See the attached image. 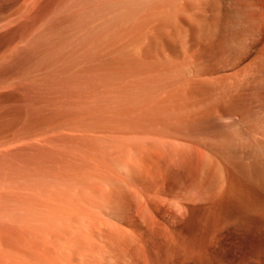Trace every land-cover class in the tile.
Returning a JSON list of instances; mask_svg holds the SVG:
<instances>
[{
	"label": "rangeland",
	"instance_id": "rangeland-1",
	"mask_svg": "<svg viewBox=\"0 0 264 264\" xmlns=\"http://www.w3.org/2000/svg\"><path fill=\"white\" fill-rule=\"evenodd\" d=\"M139 1L140 0H39L40 3L38 2L39 4L36 5L37 7H34V11L31 10L32 19L28 21L27 24L29 26L27 25L28 27L25 28L26 30H23V33L20 31L22 30V26L19 27L21 21L17 26L16 24H13L14 26L10 27V29H13L14 32H16L17 30L20 32H16V36L18 34V37L20 35L26 36V38L29 39L30 42L33 40L36 45L40 39L41 44L39 43L40 47L38 46V51L35 55L36 57L34 58L35 61L33 60L35 64L32 60V62H29L30 60L27 61L28 63H26L28 65L24 66L25 71L23 70V75L19 78L17 77L18 79H13L18 80L16 84L20 83L19 87L22 85V89L18 88L20 92L17 94V89L16 92H14L15 97H13L12 99L6 98V102L4 101V99H0L4 102L2 104L0 103L1 111L11 110L10 113H12V110H16L14 113H12V115L14 114L13 116L9 113L11 117L7 116L5 117V120L6 118L8 119V117L9 120L14 117L11 120L15 119V125L17 124L15 126L13 123L14 121H10V123L9 120H6V124L9 122L11 125H6L7 132H4L5 135L3 134L0 137V143L2 142L4 146L0 149V153H2V155H0V244H3L0 245V264H17V262H19L18 264H91L90 262L98 263V261V264H115V262L113 261L114 259H111L113 258L112 255L115 254V251H117L118 253V250L121 254L123 250L128 247L129 241H131L129 240V238H133H131L130 234H122L121 236L123 238L121 239V236L118 237L120 233L118 234L115 230L116 228L120 227L125 231H129L127 227H130V225H128L130 224V221L134 222L135 219L138 220L140 216L146 215L148 213L147 211H150V209L146 205V200L143 199L148 200V196H153L154 198V192L156 191L154 190L156 188V186L154 185L157 184L160 188L163 185L166 187L164 189L166 195H155L157 198L153 199L154 203L156 202L158 204L157 205L155 203V205L158 206L160 210L162 208L161 211L167 213H177L178 211H181L183 212V214L187 215L188 208L196 209L200 206V204L198 203L195 204V202H191L192 200L189 201V198H191V196L194 197L196 195L197 198L204 195L208 196L209 193L212 194L218 189V185H223V182L225 185L227 183V180L233 179L235 180L234 182H237L239 178H242V172H244L242 169V172L239 174L238 172H240L241 170L239 171L237 170V168L241 169L242 165L243 168L247 165L246 167H249V169L251 171L253 170V172L258 171V169L262 170L261 167H264V0H199L200 2L198 0H158V2L157 0H151V2L149 0H141V3ZM170 1H174V4H178L176 5L177 7L174 6L177 11L176 9H174V7H172L173 4ZM6 2L8 1L4 0L3 3V1L0 0V5H4V7H0V26H2L7 21L5 17H8L12 15L13 12H15L12 9L14 5H11V3L13 4V2ZM143 2L144 4H142ZM203 3L205 5H203ZM164 5L166 6L164 7ZM138 6L141 7L138 8ZM162 8H164L165 10ZM171 8L173 9V11ZM2 9L4 10L1 12ZM170 10L172 14H177V16L172 15L177 18V20H175L174 17L172 18L175 20H172V24L176 22L175 25L173 24L174 27L173 25L170 26L173 32L169 31L171 29L166 25L165 26L167 28L165 26L161 28V21H156L155 24V21H152L151 17L149 18V16H154L158 13H168V11ZM5 11L8 13H6ZM178 11H182L180 12L181 15ZM202 11L205 12V16L204 12ZM147 12L149 15L147 14ZM153 12L157 13L152 14ZM179 15L183 17H178ZM186 17H189V19ZM259 19H262V21H260ZM197 21L200 24H198ZM15 26L17 29L15 28ZM179 27L182 28V31ZM245 27L246 30L243 29ZM247 29L248 32L246 34L245 31H247ZM163 30L166 31V33L163 32ZM36 32H38L39 34ZM222 33H225V35H231L229 38L226 37L225 39L221 40L220 38H223ZM37 34L38 36H40V38L37 37ZM187 35H189V37ZM216 35L218 36V38L216 37ZM243 35L245 37H241ZM214 36L215 38H217L216 40ZM49 38L51 40H49ZM112 38L115 40L113 43ZM212 39L216 42H210V40ZM224 40H226L225 43L223 42ZM33 41L31 43H33ZM186 41H188L187 44ZM227 41V46H223ZM17 42L20 43L21 41ZM215 43H218L222 47L219 46V48ZM116 47L119 48L117 49ZM212 47H214L213 50ZM185 48L187 49L185 50ZM87 50L89 51L87 52ZM209 50L210 52H208ZM110 52H112V55L110 54ZM144 53L145 56L143 55ZM96 54L98 55L96 56ZM96 58H98V60ZM187 58L188 60H191L192 63H190ZM256 58H258L257 61L255 60ZM54 59L55 61L53 63ZM87 59L90 60L88 61ZM102 59H104L105 62ZM38 60L39 62H37ZM254 60L256 62H253ZM169 61L172 62L170 63ZM87 62L90 63L88 64ZM29 63H33L34 65L32 64L31 67ZM146 63L149 67H147ZM182 63L190 66H185L183 68ZM93 64H98V66H101V69H99L101 71L106 70V73L102 72L105 73L103 76L104 78L102 77V74H100L101 76H98L100 72L99 70L98 73L93 72L95 73V75L91 74L92 71L89 69H91L90 66H92ZM36 65L37 67H35ZM41 65H43V67ZM167 65L170 67H168ZM29 66L31 68H29ZM160 66H162V68L168 67L166 69L167 75H160ZM94 67L92 66L93 69ZM180 67L182 69H188H186L185 72V70L183 71ZM98 68L96 67L94 71ZM109 68H112V70L113 68H117L115 70V74H117L112 75L114 74V72L112 73V70H110ZM153 69L158 71L156 73L152 72ZM41 70H43V72H41ZM88 70L90 72H88ZM130 70L133 72H130ZM49 71L52 73H50ZM66 71L71 72L70 74L75 71V73H73L72 75V79L77 78V76L78 78H80V76H83V78L85 79L86 77L84 76V72L86 75L87 73H90V75L88 76L89 78L93 76L91 78L95 79L96 76L98 79L101 78V80L103 78V82L105 81L104 79H106L105 82L110 83V85L104 84L103 87L109 85L111 86V88H103L102 90L104 91L101 90L102 87L100 88L101 91L98 89L97 93L100 99L98 100L97 104H94V102L92 103V101L96 100L93 98L89 100L87 91L82 92L81 90V93L84 94L80 95V93H78L80 92V90H78L77 88L75 89V87H72L70 85H66L67 80H65V78L67 77L66 79H68L69 76L67 75H70ZM76 72H79V75H77ZM140 73L142 75H140ZM173 73H177V76H173ZM156 74H159L158 77ZM108 75L110 76V78ZM129 75H132V78H128ZM1 76L3 75H0V77ZM43 76L45 77L43 78ZM112 76L117 78L112 81ZM160 76H167L166 79L171 78V81H169L170 79L166 81L162 80L163 77ZM184 76L187 77L184 78ZM88 77L86 78V80L89 79ZM40 78H42V80ZM118 78L121 79L118 80ZM0 79L3 78L1 77ZM13 80H11V83H13L14 85L17 80L15 82ZM192 80H194V83L192 82ZM7 81H9L8 78L0 80V84H4V86L7 88L10 86L9 82ZM114 81L116 84L113 83ZM55 82L59 84V86ZM117 83L119 84L117 85ZM161 83L163 84L161 85ZM111 84H114L115 86H112ZM51 86L56 87V89ZM68 87H72L74 89H71L73 90V93L71 92L70 94V92H67ZM160 88H162V90ZM183 89L186 90L184 91ZM59 90L61 93L67 92V94L65 93V95H63L62 97ZM158 90L161 91L159 92ZM188 92L189 94H187ZM12 93V91L7 92V94ZM50 93L52 94L50 95ZM181 93L183 95H180ZM16 94L19 95V97ZM178 94L180 95V97L178 96ZM82 95L84 96V98ZM66 96H68L71 101L73 99L74 101L75 99L77 100L75 102L73 101L75 104L69 103L71 104V106L73 105V108L70 105V109L65 107L68 106L67 104H65L66 102H63L67 98ZM115 96H117V98L112 99ZM119 96L122 99H119ZM64 97L65 99H62ZM184 97L186 100L183 99ZM68 98L67 100H69ZM8 99H11L13 102ZM17 99L20 100V103ZM60 99L63 100L62 102L65 105L59 104ZM175 100L176 102H174ZM85 101L91 102L88 105L83 106ZM103 101H105L106 103ZM99 103H102L103 105L101 104L102 106H100ZM165 103L166 105H164ZM6 104L10 105L8 107L12 108H4V105ZM90 104L94 105L95 107L92 105L90 106ZM115 104H117V106ZM21 105L22 108H25L24 110L21 108ZM2 106L4 109L2 108ZM43 106H45L44 108L46 110H44V112L42 113V110L44 109ZM136 107L140 108L138 109ZM198 107L200 110H198ZM142 110L143 112H141ZM1 111L0 113H2ZM61 111H63V114ZM5 112L3 113L5 114ZM16 112H18L17 114L19 119L16 118ZM3 113L2 115H0V117L4 115ZM86 115L87 119H85ZM59 117L63 119H57ZM34 118L37 119L34 120ZM204 120H208V122ZM162 122L167 125H164ZM186 122H188V125L186 124ZM181 123L183 125L186 124L187 126H182ZM189 123H193L195 125L193 126L192 124L191 126ZM49 124H53V126L50 127ZM59 126L62 128H60ZM3 127H5V125H3ZM189 127L192 129H190ZM42 128H46V130ZM184 130L186 132H184ZM29 131H32V133ZM46 132L50 133L47 134ZM82 133L83 135H85H82L83 137L81 138L80 135ZM173 133L176 135H174ZM29 134L31 136H29ZM163 134L166 137H164ZM76 135L77 137H74ZM146 136L148 138H146ZM47 138L49 142L45 140ZM9 139H11L12 141H10ZM13 139L16 141L18 140V143L16 141H13ZM27 139L32 140V142L30 141V144L34 142L32 147H29L32 144L29 145ZM40 140H42L43 142H40ZM157 142L159 145L157 144ZM172 142H175L176 144ZM24 143L26 144L22 147L21 145H24ZM170 144L172 146H170ZM17 145H19L18 149H16ZM42 145H45L46 147H42ZM168 145L170 146V148ZM11 148H13L14 150ZM156 150H158V152ZM8 151L12 153L10 154V152ZM174 151L175 153L173 154ZM160 152L162 153V156L160 155ZM201 152L203 155L201 154ZM25 153L28 156H26ZM126 153L128 154L129 158L125 157ZM121 154L125 155L122 156ZM199 154H201L202 156L199 157ZM194 155L196 156V158L193 157ZM25 156L27 159L24 158ZM4 158L6 159V161L4 160ZM193 159H197V162ZM2 162L6 163L4 164ZM142 165L148 168L149 171H147L148 169L145 170V167H143L142 170V168H140L142 167ZM192 165L194 166L192 167ZM134 167H137V169H135ZM204 167H207V170H205L206 172H204ZM252 167L255 168L252 169ZM157 168H159L158 171ZM138 169H141L142 171H139L140 173H138ZM195 169L198 171H196ZM213 169L214 171H217V177L215 176V173H212ZM247 169L244 168V170L246 171ZM156 171L158 172V174ZM249 171H247L246 173L248 174ZM172 174H183V176L185 175L187 177V179L185 180L188 181L187 184L185 185L186 182L183 180L184 178H186L185 176L182 178V180L184 181L182 182V184L179 183L181 181H175L177 178L175 179L174 175L172 176ZM149 175L150 177H154L150 179ZM159 175L160 177L164 175V180L162 178H158ZM219 175H221V177ZM178 177L180 178V176ZM135 178L137 179L134 180ZM200 178L201 180H198ZM219 179H221L220 182L218 181ZM138 180L139 184H136L138 183ZM157 180H159V182H157ZM166 180L169 181L170 185L172 183L173 185H175L176 183L179 184H177V186L175 185L174 191H170V185L167 184L168 186H166ZM207 181L209 182V184ZM133 182H136L135 185ZM142 185H144L145 187ZM120 186L122 188L126 187L124 191L123 189H120ZM134 189L136 190L134 191ZM167 189L169 192H166ZM117 190L120 191V195L116 193ZM129 190L130 192L128 193ZM13 191H17V193H14ZM176 191L178 192L176 193ZM143 193H145V195L147 194L148 196L146 197L145 195H143ZM199 193L201 194L199 195ZM115 196L117 197L116 199ZM137 196H139L140 198L143 197V199H139V197ZM109 197L111 198L109 199ZM135 197L137 198L136 200L138 202L135 200ZM250 197L253 199L254 196H248L250 200L249 204L252 203V206L249 205L250 209L248 210H250L249 212L251 213V216H253V220L257 219L259 216H264V208H262L264 205L260 206L264 203V201L254 197L255 200H258H256L255 202V200H251ZM96 199L99 200V203ZM101 199H103V202H101ZM158 201H160V203ZM253 202L255 206L253 205ZM119 203L121 204V206L123 204V207H127V209H129L131 206V211L130 209L129 211L127 209V211L123 210L124 208L121 209ZM257 203L259 205H256ZM129 204L132 205L128 206ZM141 205L142 207H140ZM180 205H183V207H181ZM15 207L16 210L14 209ZM143 207L145 208L143 209ZM137 208L138 210H136ZM101 209L104 211L102 212ZM139 209H141L142 211ZM258 210H260L261 212L263 211V213L261 214V212ZM136 211L138 213L140 211L141 215H139L140 213L138 214ZM131 212H133L134 214ZM253 212L255 214H253ZM96 219L99 222H97ZM109 221L111 222V225L109 224ZM96 222L99 224L97 225ZM126 222L128 223L126 224ZM100 223L102 227L105 223H107L106 225L108 226L103 227L106 232H104ZM253 223L255 222H252V224ZM8 224H10V228H8ZM113 224L114 226H112ZM6 227L8 229H6ZM14 227L17 228V231L23 230V232L20 231L22 236L19 232H16V229ZM89 228L91 231L88 230ZM93 228L99 229L96 230L98 234H96ZM9 231L11 234L9 233ZM99 233L101 234L99 235ZM108 233L114 234H112L110 238L115 236V239L112 238L115 243L108 238V236H110V234ZM94 234L98 235V237ZM10 235H12L13 237ZM86 235L89 237H87ZM99 236H101L103 240L99 238ZM116 237L120 238L121 241L123 240L122 243H119V246H121L119 249H117L119 247L118 241H121L116 240ZM87 238H89V240ZM91 238H93V240ZM100 239L104 243L101 242ZM13 241L15 242L13 243ZM94 241L97 245L94 244ZM84 242L85 245L89 243L90 246L86 245V247L84 245ZM105 243H108V246ZM75 245L77 247L79 245L80 250H78ZM100 245H102L103 247L106 245V249H104L102 246L100 247ZM90 247L91 249H88ZM94 247L95 249H92ZM87 249L89 250V252ZM96 249H99L98 252ZM232 249L234 250L233 247ZM90 250H95L97 253L92 254ZM100 251L102 252V254L100 253ZM88 253L94 255L95 257H92ZM107 253L109 254V256H111L106 257ZM233 255V261L236 260L233 264H239L238 260L240 255L235 251L233 252ZM44 256H46V258ZM96 257H98V259H101L98 260ZM103 257H106V260ZM93 258L94 260H92ZM73 259L74 261H72ZM246 263L255 264L252 261H247Z\"/></svg>",
	"mask_w": 264,
	"mask_h": 264
},
{
	"label": "bare ground",
	"instance_id": "bare-ground-1",
	"mask_svg": "<svg viewBox=\"0 0 264 264\" xmlns=\"http://www.w3.org/2000/svg\"><path fill=\"white\" fill-rule=\"evenodd\" d=\"M3 1V3H4V0H2ZM5 1H8V2H13V4L11 3V5L13 6L12 7V9L15 11V12H13V14L12 15H10V16H8V17H5L6 18V24L4 23L2 26H0V75H3V76H1L3 79H0V80H4L5 78L7 79H9V81H7V82H9V87H5L4 86V84H0V99H4V101L6 100V98H13V97H15V94H14V92H16V90L18 89V88H21L22 87V85L19 87V85H20V83L19 84H16L17 82H18V78L20 77V76H22L23 75V73H24V66H26V65H28L27 63V61H29V62H32L33 60H34V58L36 57L35 55L37 54V51H38V46L40 47V44H41V41H40V39H39V41L37 42V45L34 43V41H33V43H31L30 42V40L29 39H27L26 38V36H23V35H20L19 37H18V35L16 36V32L18 33L19 31L17 30L16 31V26L18 25V23L20 22V26L19 27H21L22 26V30H20L22 33H23V30H26L25 28L26 27H28L29 25L27 24L28 23V21H30L31 19H32V12H31V10H33L34 9V7L37 5V4H39L40 2H39V0H5ZM141 1V0H140ZM139 1V2H140ZM150 2H151V0H149ZM174 1H176V0H174ZM173 1V2H174ZM178 1H180V0H178ZM183 1V0H182ZM199 1V0H198ZM201 1V0H200ZM199 1V2H200ZM8 2H6V3H8ZM39 2V3H38ZM42 2V1H41ZM148 2V1H147ZM146 2V3H147ZM157 2H158V0H157ZM171 2V1H170ZM173 2H171L172 4H173V6L172 7H174V6H176V5H178V4H174ZM191 2V1H190ZM198 2V3H199ZM5 3V4H6ZM141 3V2H140ZM140 3H139V5H140ZM145 3V4H146ZM154 3V2H153ZM165 3V2H164ZM168 3V2H167ZM170 3V4H171ZM186 3V2H185ZM142 4H144V2L142 3ZM2 5V4H1ZM0 5V7H4V5L3 6H1ZM9 5V4H8ZM11 5H10V7H11ZM196 5V4H195ZM203 5H205L204 3H203ZM161 6V5H160ZM166 5H164V7H165ZM171 6V5H170ZM169 6V7H170ZM184 6V5H183ZM197 6H198V4H197ZM37 7V6H36ZM35 7V8H36ZM139 7H141V6H138V8ZM163 7V6H162ZM177 7V6H176ZM188 7V6H187ZM200 7V6H199ZM9 8V7H8ZM160 8V7H159ZM202 8V7H201ZM205 8V7H204ZM162 9H164V8H162ZM167 9H168V7H167ZM166 9V10H167ZM172 9V8H171ZM174 9H176L175 7H174ZM179 9V8H178ZM193 9V8H192ZM206 9V8H205ZM204 9V10H205ZM4 9H2L1 10V12L3 11ZM9 10H11V9H9ZM9 10H7V11H9ZM152 10H154V9H152ZM159 10V9H158ZM157 10V11H158ZM165 10V9H164ZM181 10V9H180ZM191 10V9H190ZM202 10V9H201ZM23 11V12H22ZM34 11V10H33ZM172 11H173V9H172ZM176 11H177V9H176ZM185 11H187V10H185ZM206 11V10H205ZM6 12V11H5ZM152 12V11H151ZM165 12V11H164ZM179 12V11H178ZM180 12H182V11H180ZM179 12V13H180ZM189 12V11H188ZM191 12V11H190ZM202 12H204V11H202ZM4 13V12H3ZM6 13H8V12H6ZM155 13H157V12H153L152 14H155ZM184 13V12H183ZM182 13V14H183ZM5 14V13H4ZM85 14V13H84ZM101 14V13H100ZM147 14H148V12H147ZM147 14H145V15H147ZM151 14V15H152ZM195 14V13H194ZM19 15V16H18ZM89 15V14H88ZM149 15V14H148ZM172 15H176L177 16V14H172V12H171V10L170 11H168V13H165V14H163V13H158V14H155L154 16H149V18L151 17V20L152 21H155V24H156V21H161V23H162V26H161V28H163L165 25L166 26H168V28H170V26H172L173 24L175 25L176 24V22L175 23H173L172 24V20H174V19H172L173 17L175 18V16H172ZM180 15H181V13H180ZM178 16V17H183V16ZM107 16V15H106ZM186 16V15H185ZM184 16V17H185ZM204 16H205V12H204ZM12 17V18H11ZM85 17V16H84ZM103 17V16H102ZM105 17V16H104ZM147 17V16H146ZM192 17H194V16H192ZM200 17H201V15H200ZM101 18V17H100ZM148 18V17H147ZM186 18H188L189 19V17H186ZM82 19V18H81ZM205 19V18H204ZM3 20H5V19H3ZM175 20H177V18H175ZM174 20V21H175ZM191 20V19H190ZM254 20V19H253ZM260 20V19H259ZM144 21V20H143ZM150 21V20H149ZM179 21V20H178ZM204 21V20H203ZM220 21V20H219ZM219 21H217V22H219ZM260 21H262V19L260 20ZM47 22V21H46ZM142 22V21H141ZM249 22V21H248ZM253 22V21H252ZM257 22V21H256ZM81 23V22H80ZM89 23H91V22H89ZM100 23V22H99ZM135 23V22H134ZM138 23V22H137ZM158 23H160V22H158ZM197 23H198V21H197ZM258 23V22H257ZM259 23H261V22H259ZM13 24H16V26H15V31L16 32H14L13 31V29H10V27L11 26H14ZM93 24V23H92ZM198 24H200V23H198ZM202 24V23H201ZM213 24V23H212ZM253 24V23H252ZM28 25V26H27ZM154 25V24H153ZM174 25H173V27H174ZM179 25V24H178ZM183 25V24H182ZM218 25H219V23H218ZM258 25V24H257ZM165 26V27H166ZM195 26V25H194ZM201 26V25H200ZM205 26V25H204ZM215 26H217V25H215ZM19 27H18V29H19ZM24 27V28H23ZM117 27V26H116ZM176 27V26H175ZM181 27V26H180ZM179 27V28H180ZM244 27V26H243ZM259 27V26H258ZM37 28V27H36ZM154 28V27H153ZM167 28V27H166ZM184 28V27H183ZM198 28V27H197ZM211 28V27H210ZM252 28V27H251ZM255 28V27H254ZM30 29V28H29ZM90 29V28H89ZM129 29V28H128ZM171 29V28H170ZM181 29V31H182V28H180ZM243 29H245L246 30V27L245 28H243ZM261 29V28H260ZM120 30H122V29H120ZM201 30V29H200ZM242 30V29H241ZM244 30V31H245ZM252 30V29H251ZM82 31V30H81ZM80 31V32H81ZM93 31V30H92ZM99 31V30H98ZM160 31H162V30H160ZM169 31H172L173 32V30L171 29V30H169ZM177 31V30H176ZM180 31V32H181ZM224 31V30H223ZM243 31V32H244ZM258 31H259V29H258ZM94 32V31H93ZM163 32H165L166 33V31H164L163 30ZM189 32V31H188ZM226 32V31H225ZM246 32V34H247V32H248V29H247V31H245ZM245 32H244V34H245ZM20 33V32H19ZM26 33V32H25ZM36 33H38V32H36ZM36 33H35V35H36ZM151 33V32H150ZM161 33V32H160ZM210 33V32H209ZM39 34V33H38ZM38 34H37V37H39L40 38V36H38ZM186 34V33H185ZM199 34V33H198ZM223 34V33H222ZM221 34V35H222ZM245 34V35H246ZM29 35V34H28ZM35 35H34V37H35ZM145 35V34H144ZM149 35V34H148ZM151 35V34H150ZM159 35V34H158ZM164 35V34H163ZM180 35V34H179ZM209 35V34H208ZM224 35H225V33L223 34V38H220L221 40H223V39H225L226 37H230V35L231 34H228V35H225V37H224ZM53 36V35H52ZM169 36H171V35H169ZM188 37H189V35H187ZM28 37V36H27ZM80 37V36H79ZM187 37V38H188ZM200 37V36H199ZM216 37L218 38V36L216 35ZM241 37H245L244 35L243 36H241ZM154 38H156V37H154ZM178 38H180V37H178ZM190 38H191V36H190ZM214 38H215V36H214ZM217 38H215V40L217 39ZM251 38V37H250ZM38 39V38H37ZM53 39H54V37H53ZM109 39V38H108ZM119 39V38H118ZM170 39V38H169ZM184 39V38H183ZM219 39V40H220ZM231 39V38H230ZM49 40H51L50 38H49ZM91 40V39H90ZM111 40V39H110ZM109 40V41H110ZM112 43L115 41L113 38H112ZM121 40V39H120ZM213 40V39H212ZM210 40V42H214L215 40ZM17 41H21L20 43H18ZM48 41V40H47ZM155 41V40H154ZM185 41V40H184ZM184 41H182V42H184ZM190 41V40H189ZM225 41L226 40H224L223 42L225 43ZM59 42V41H58ZM93 42V41H92ZM187 42L188 41H186V44H187ZM216 42V41H215ZM220 42V41H219ZM222 42V41H221ZM222 42V43H223ZM40 43V44H39ZM50 43H51V41H50ZM65 43V42H64ZM82 43V42H81ZM112 43H111V45H112ZM140 43V42H139ZM143 43V42H142ZM227 43H228V41L226 42V44L225 45H223V46H227ZM39 44V45H38ZM80 44V43H79ZM78 44V45H79ZM109 44H110V42H109ZM108 44V45H109ZM189 44V43H188ZM216 44V46H220L218 43H215ZM218 44V45H217ZM77 45V46H78ZM85 45V44H84ZM123 45H126V44H123ZM222 45V44H221ZM86 46V45H85ZM106 46H107V43H106ZM212 46V45H211ZM99 47H101V46H99ZM110 47V46H109ZM120 47V46H119ZM118 47V48H119ZM122 47V46H121ZM153 47V46H152ZM186 47V46H185ZM220 47H222V46H220ZM219 47V48H220ZM82 48V47H81ZM86 48V47H85ZM117 48V47H116ZM115 48V49H116ZM117 48V49H118ZM188 48V47H187ZM187 48H185V50L187 49ZM213 48L214 47H212V50H213ZM216 48V47H215ZM224 48V47H223ZM42 49V48H41ZM40 49V50H41ZM104 49V48H103ZM109 49V48H108ZM116 49V50H117ZM148 49V48H147ZM183 49V48H182ZM217 49V48H216ZM86 50V49H85ZM99 50V49H98ZM189 50V49H188ZM211 50V49H210ZM210 50L208 51V52H210ZM57 51V50H56ZM56 51H55V53H56ZM79 51V50H78ZM84 51V50H83ZM89 50H87V52H88ZM105 51V50H104ZM115 51V50H114ZM120 51V50H119ZM136 51V50H135ZM143 51V50H142ZM145 51V50H144ZM155 51V50H154ZM54 52V51H53ZM100 52V51H99ZM183 52V51H182ZM212 52V51H211ZM82 53V52H81ZM132 53V52H131ZM134 53V52H133ZM151 53V52H150ZM187 53V52H186ZM99 54V53H98ZM98 54H96V56L98 55ZM106 54V53H105ZM110 54L112 55V52H110ZM135 54V53H134ZM137 54V53H136ZM76 55V54H75ZM88 55V54H87ZM144 56H145V53L143 54ZM152 55V54H151ZM186 55V54H185ZM41 56V55H40ZM89 56V55H88ZM101 56V55H100ZM102 56H104V55H102ZM138 56V55H137ZM45 57V56H44ZM93 57V56H92ZM140 57V56H139ZM138 57V58H139ZM150 57V56H149ZM148 57V58H149ZM154 57V56H153ZM152 57V58H153ZM173 57V56H172ZM38 58V57H37ZM40 58V57H39ZM52 58H54V57H52ZM58 58V57H57ZM56 58V59H57ZM76 58V57H75ZM79 58V57H78ZM85 58V57H84ZM99 58H101V57H99ZM143 58V57H142ZM151 58V57H150ZM191 58V57H190ZM80 59V58H79ZM95 59V58H94ZM97 60H98V58H96ZM144 59H146V58H144ZM257 59L258 58H256L255 60L257 61ZM32 60V61H31ZM45 60H47V59H45ZM88 60V59H87ZM90 60V59H89ZM88 60V61H89ZM92 60V59H91ZM101 60V59H100ZM102 60H104V59H102ZM107 60V59H106ZM142 60V59H141ZM156 60V59H155ZM172 60V59H171ZM187 60H188V58H187ZM253 61V62H256V61ZM35 61V60H34ZM33 61V62H34ZM54 61H55V59L53 60V63H54ZM160 61V60H159ZM178 61V60H177ZM190 63H192V61L191 60H188ZM194 61V60H193ZM27 62V63H26ZM37 62H39V60L37 61ZM78 62H80V61H78ZM104 62H105V60H104ZM170 62V61H169ZM172 62V61H171ZM170 62V63H171ZM26 63V64H25ZM51 63V62H50ZM88 63V62H87ZM90 63V62H89ZM88 63V64H89ZM96 63V62H95ZM108 63V62H107ZM158 63V62H157ZM156 63V64H157ZM169 63V64H170ZM177 63V62H176ZM33 64V63H32ZM32 64L31 63H29V65L32 67ZM34 64H35V62H34ZM33 64V65H34ZM37 64V63H36ZM47 64V63H46ZM79 64V63H78ZM99 64V63H98ZM98 64H93L92 66L94 67V69L97 67H99L98 69H96L95 71H94V69L92 68V66H90V68L91 69H89V70H91L92 72H91V74L93 75H95V73H93V72H97L98 73V70L99 69H101L100 67L101 66H98ZM102 64V63H101ZM147 64V63H146ZM183 64V63H182ZM255 64V63H254ZM38 65V64H37ZM37 65L35 66V67H37ZM100 65V64H99ZM128 65H130V64H128ZM132 65V64H131ZM171 65V64H170ZM180 65H181V63H180ZM179 65V66H180ZM29 66V68H31ZM42 67H43V65H41ZM48 66V65H47ZM89 66V65H88ZM105 66H107V65H105ZM134 66V65H133ZM142 66V65H141ZM168 66V65H167ZM174 66H175V64H174ZM178 66V67H179ZM183 66V68L185 67V66H187V65H185V64H183L182 65ZM181 66V67H182ZM190 65H188L187 67H189ZM67 67V66H66ZM128 67V66H127ZM135 67V66H134ZM138 67H140V66H138ZM143 67V66H142ZM141 67V68H142ZM147 67H149L148 66V64H147ZM161 68H159V72H160V75H167L166 73V69L168 68V67H170V66H168L167 68H165L164 66V68H162V66H160ZM177 67V66H176ZM180 67V68H181ZM26 68V67H25ZM28 68V69H29ZM76 68H77V66H76ZM87 68H89V67H87ZM144 68V67H143ZM155 68V67H154ZM173 68V67H172ZM44 69V68H43ZM93 69V70H92ZM104 69V68H103ZM110 69V68H109ZM108 69V70H109ZM117 69V68H116ZM115 68H113V70H112V68L110 69V70H112V73L114 72V74H112V75H116L115 74V70H116ZM136 69V68H135ZM171 69V68H170ZM177 69V68H176ZM182 69V68H181ZM186 69H188V68H185V69H182L183 71L185 70V72H186ZM24 70V71H23ZM68 70V69H67ZM79 70V69H78ZM88 70V72H90ZM126 70V69H125ZM124 70V71H125ZM140 70V69H139ZM175 70V69H174ZM174 70H173V72H174ZM178 70V69H177ZM31 71V70H30ZM39 71V70H38ZM52 71H54V70H52ZM100 72H99V75L98 76H101L100 74H102V77L104 76V74L106 73V70H103V71H101V70H99ZM158 70H155V69H153L152 70V72H157ZM168 71V70H167ZM245 71V70H244ZM27 72V71H26ZM41 72H43V70H41ZM47 72V71H46ZM50 72V71H49ZM67 72V71H66ZM80 72V71H79ZM78 72V73H79ZM87 72V71H86ZM102 72H105V73H102ZM130 72H133V71H131L130 70ZM151 72V71H150ZM170 72V71H169ZM177 72V71H176ZM184 72V73H185ZM50 73H52V72H50ZM68 74H70L71 72H67ZM67 73H66V75H67ZM73 73H75V71L73 72ZM73 73L72 74H70V75H67V76H69V78L68 79H66L65 78V80H67V82H66V85H70V86H72V87H75V89L77 88L78 90H80V92H78V93H80V95L81 94H84V93H81V90H82V92L83 91H87L88 93V95H89V100L90 99H95L96 101H92V103L94 102V104L96 103H98V100L100 99L99 97H98V93H97V90L99 89L100 90V88H101V90L103 89V88H105L106 89V87H110L111 88V86H109L110 85V83H106L105 81H106V79H104L105 81L103 82V78H102V80H101V78L100 79H98L96 76H95V79L94 78H91V77H93V76H91L90 78L88 77L89 75H90V73L88 74L87 73V75L85 74V72H84V76L87 78H89L88 80H86V78L84 79L83 78V76H80V78H78V76H77V78H73L72 79V75H73ZM77 73V72H76ZM77 73V75H79ZM82 73V72H81ZM143 73V72H142ZM171 73V72H170ZM181 73V72H180ZM183 73V74H184ZM188 73V72H187ZM29 74H32V73H29ZM49 74V73H48ZM109 74V73H108ZM132 74V73H131ZM172 74V73H171ZM177 74V73H176ZM175 73H173V76L174 75H176ZM36 75H38V74H36ZM42 75H43V73H42ZM97 75V74H96ZM110 75V74H109ZM108 75V76H109ZM124 75H126V74H124ZM138 75V74H137ZM140 75H142L141 73H140ZM157 75V77H158V75L159 74H156ZM169 75V74H168ZM187 75V74H186ZM40 76V75H39ZM70 76H71V78H70ZM75 76H76V74H75ZM128 76V75H127ZM132 76V75H131ZM130 75H129V77L128 78H130L131 77ZM135 76V75H134ZM177 76V75H176ZM0 77V78H1ZM18 77V78H17ZM45 76H43V78H44ZM47 77V76H46ZM113 77V76H112ZM111 77V78H112ZM126 77V76H125ZM142 77V76H141ZM153 77V76H152ZM160 77H163V76H160ZM167 77V76H166ZM166 77H163L162 78V80H169V81H171V78H169V79H166ZM185 77H187V76H184V78ZM192 77V76H191ZM14 78H17V79H15V80H13ZM27 78H28V74H27ZM26 78V79H27ZM30 78V77H29ZM109 78H110V76H109ZM115 78H117V77H113L112 78V81L115 79ZM132 78V77H131ZM155 78V77H154ZM154 78H153V80H154ZM175 78V77H174ZM41 80H42V78H40ZM119 79H121V78H118V80ZM179 79V78H178ZM177 79V80H178ZM11 80H13L14 82H15V84L13 85V83H11ZM62 80V79H61ZM136 80V79H135ZM152 80V81H153ZM174 80V79H173ZM172 80V81H173ZM6 81V80H5ZM20 81V80H19ZM64 81V80H63ZM129 81V80H128ZM127 81V82H128ZM158 81H159V79H158ZM168 81V82H169ZM181 81V80H180ZM187 81V80H186ZM186 81H185V83H186ZM194 80H192V82H193ZM65 82H64V84H65ZM109 82H110V80H109ZM130 82H131V80H130ZM148 82V81H147ZM5 83V82H4ZM45 83V82H44ZM56 83V82H55ZM54 83V84H55ZM114 84H116L115 83V81L113 82ZM121 83V82H120ZM170 83V82H169ZM175 83V82H174ZM194 83V82H193ZM31 84V83H30ZM57 84V83H56ZM63 84V83H62ZM104 84H109V85H107L106 87L104 86L103 87V85ZM114 84H111L112 86H115ZM119 83H117V85H118ZM132 84V83H131ZM140 84V83H139ZM159 84V83H158ZM163 83H161V85H162ZM196 84V83H195ZM37 85V84H36ZM58 86H59V84H57ZM56 85V86H57ZM154 85V84H153ZM157 85V84H156ZM170 85V84H169ZM184 85V84H183ZM31 86V85H30ZM159 86V85H158ZM173 86V85H172ZM182 86V85H181ZM186 86V85H185ZM185 86H183V87H185ZM51 87H54V86H51ZM69 88L68 87V91L67 92H70V94H71V92L74 90L73 88ZM145 87V86H144ZM151 87V86H150ZM55 89H56V87H54ZM59 88V87H58ZM58 88H57V91H58ZM67 88V87H66ZM65 88V89H66ZM113 88V87H112ZM153 88V87H152ZM163 88V87H162ZM162 88H160L161 90H162ZM167 88V87H166ZM170 88V87H169ZM168 88V89H169ZM22 89V88H21ZM25 89V88H24ZM30 89V88H29ZM61 89V88H60ZM70 89V90H69ZM71 89H73V90H71ZM119 89V88H118ZM144 89V88H143ZM176 89V88H175ZM188 89V88H187ZM2 90V91H1ZM62 90V89H61ZM100 90V91H101ZM154 90V89H153ZM160 90V91H161ZM184 90V89H183ZM186 90V89H185ZM184 90V91H185ZM8 91H12L13 93L12 94H7V92ZM18 92H17V94L20 92L19 91V89L17 90ZM35 91V90H34ZM99 91V92H100ZM102 91H104V90H102ZM109 91V90H108ZM108 91H106V92H108ZM144 91H146V90H144ZM159 91V90H158ZM159 91V92H160ZM169 91V90H168ZM167 91V92H168ZM175 91V90H174ZM37 92V91H36ZM59 92H60V90H59ZM67 92H65L66 94H67ZM176 92V91H175ZM40 93V92H39ZM49 93V92H48ZM64 93V92H63ZM63 93H61L60 92V94L62 95V97H63V95H65V93L63 94ZM73 93V92H72ZM148 93V92H147ZM157 93V92H156ZM234 93V92H233ZM16 94V95H17ZM52 93H50V95H51ZM170 94H172V93H170ZM187 94H189V92L187 93ZM24 95V94H23ZM60 95V96H61ZM73 95V94H72ZM100 95V94H99ZM108 95H109V93H108ZM147 95H149V94H147ZM146 95V96H147ZM161 95V94H160ZM180 95H183L182 93L180 94ZM180 95L178 94V96L180 97ZM192 95V94H191ZM232 95V94H231ZM18 97H19V95H17ZM70 96V95H69ZM83 96V95H82ZM87 96V95H86ZM85 96V97H86ZM101 96V95H100ZM111 96V95H110ZM131 96V95H130ZM164 96V95H163ZM170 96V95H169ZM177 96V95H176ZM177 96V97H178ZM188 96V95H187ZM59 97V96H58ZM67 98H68V96H66ZM75 97V96H74ZM106 97V96H105ZM142 97V96H141ZM175 97V96H174ZM176 97V98H177ZM192 97V96H191ZM22 98V97H21ZM56 98V97H55ZM67 98L65 99V97L64 98H62V99H65L64 101L63 100H61L60 99V102H59V104H63V102L65 103V104H67L68 106H65V107H67V108H71L72 106H71V104L72 103H74L75 101H77L76 99H75V101H74V99L71 101L70 100V98H68L69 100H67ZM83 98H84V96H83ZM101 98H103V97H101ZM115 98H117V96H115L114 98H112V99H115ZM119 99L121 98L120 96L118 97ZM137 98V97H136ZM139 98V97H138ZM145 98V97H144ZM193 98V97H192ZM229 98V97H228ZM11 99H8V100H11ZM108 99V98H107ZM122 99V98H121ZM151 99V98H150ZM165 99V98H164ZM173 99V98H172ZM184 100H186L185 99V97L183 98ZM18 100V99H17ZM56 100V99H55ZM55 100H54V103H55ZM87 100V99H86ZM110 100V99H109ZM108 100V101H109ZM146 100V99H145ZM193 100V99H192ZM12 101V100H11ZM19 101V103H20V100H18ZM41 101H43V100H41ZM63 101V102H62ZM68 101V102H67ZM74 101V102H73ZM105 101H107V100H105ZM105 101H103V102H105ZM112 101V100H111ZM137 101V100H136ZM170 101H172V100H170ZM170 101H168V102H170ZM234 101V100H233ZM6 102V101H5ZM8 102V101H7ZM13 102V101H12ZM48 102V101H47ZM47 102H45V103H47ZM82 102H84V101H82ZM91 102V101H90ZM89 101L87 102V101H85V103H84V105L83 106H86V105H88L89 103H90ZM100 102V101H99ZM113 102H115V101H113ZM149 102H151V101H149ZM165 102V101H164ZM174 102H176V100L174 101ZM179 102V101H178ZM191 102V101H190ZM0 103L2 104V103H4L3 101H1L0 100ZM41 103V102H40ZM69 103H71V104H69ZM106 103V102H105ZM117 103V102H116ZM135 103V102H134ZM180 103V102H179ZM188 103V102H187ZM186 103V104H187ZM193 103V102H192ZM39 104V103H38ZM51 104H53V103H51ZM65 104H63V105H65ZM75 104V103H74ZM100 104V103H99ZM102 104V103H101ZM100 104V106H102ZM148 104V103H147ZM178 104V103H177ZM194 104H196V103H194ZM57 105V104H56ZM71 107H70V106ZM92 104H90V106H91ZM116 106H117V104H115ZM127 105V104H126ZM137 105V104H136ZM150 105V104H149ZM164 105H166V103L164 104ZM175 105V104H174ZM184 105V104H183ZM5 107L4 108H6V109H10V108H12V107H8V106H10V105H4ZM13 106V105H12ZM48 106V105H47ZM54 106V105H53ZM92 106H94V105H92ZM97 106V105H96ZM167 106H168V104H167ZM195 106V105H194ZM197 106V105H196ZM1 107V106H0ZM45 106H43V108H44ZM64 107V108H65ZM95 107V106H94ZM129 107V106H128ZM145 107V106H144ZM175 107V106H174ZM2 108H3V106H2ZM3 108V109H4ZM21 108H22V105H21ZM42 108V107H41ZM40 108V109H41ZM56 108V107H55ZM55 108H51V109H55ZM73 108V107H72ZM136 108H138V107H136ZM140 108V107H139ZM138 108V109H139ZM202 108V107H201ZM23 110L25 109L24 107L22 108ZM51 109H49V110H51ZM59 109V108H58ZM66 109V108H65ZM137 109V110H138ZM197 109V108H196ZM33 110V109H32ZM44 110H46L45 108L42 110V113L44 112ZM49 110H47V111H49ZM134 110H136V109H134ZM198 110H200L199 109V107H198ZM202 110V109H201ZM204 110V109H203ZM1 111V110H0ZM6 111V112H5ZM16 110L14 109V110H12V113H14ZM38 111H41V110H38ZM193 111V110H192ZM2 113L3 112H5V114L3 115V116H1L0 117V137L4 134V132H7V130H6V125H9L12 121H14L13 123H14V125H15V119H13V120H11L12 118H14V117H12L10 120H9V117H8V119L6 118V120L8 121L9 120V122L6 124V120H5V117H7V116H10V115H12V113H10L11 112V110H2L1 111ZM28 112V111H27ZM62 112V114H63V111H61ZM68 112V111H67ZM67 112H66V115H67ZM110 112V111H109ZM141 112H143V110L141 111ZM145 112V111H144ZM189 112V111H188ZM2 113H0V115H2ZM9 113H10V115H9ZM18 112H16V114H17ZM41 113V114H42ZM93 113V112H92ZM192 113V112H191ZM15 114V115H16ZM14 115V114H13ZM12 115V116H13ZM21 115V114H20ZM45 115V114H44ZM48 115V114H47ZM91 115V114H90ZM199 115V114H198ZM17 117L16 118H18L19 119V117H18V114L16 115ZM26 116V115H25ZM74 116V115H73ZM79 116V115H78ZM11 117V116H10ZM29 117V116H28ZM88 117H89V115H88ZM91 117V116H90ZM107 117V116H106ZM113 117V116H112ZM111 117V118H112ZM116 117V116H115ZM32 118V117H31ZM38 118V117H37ZM37 118H34V120L35 119H37ZM67 118H68V116H67ZM92 118V117H91ZM194 118V117H193ZM192 118V119H193ZM197 118H198V116H197ZM207 118V117H206ZM243 118V117H242ZM241 118V119H242ZM23 119V118H22ZM40 119H41V117H40ZM57 119H63V118H61V117H59V118H57ZM83 119H84V117H83ZM82 119V120H83ZM85 119H87V115H86V118ZM94 119V118H93ZM102 119V118H101ZM171 119V118H170ZM183 119V118H182ZM231 119V118H230ZM67 120V119H66ZM70 120V119H69ZM92 120V119H91ZM115 120V119H114ZM189 120V119H188ZM201 120H203V119H201ZM18 121V120H17ZM16 121V122H17ZM20 121V120H19ZM65 121V120H64ZM99 121V120H98ZM116 121H118V120H116ZM182 121V120H181ZM193 121V120H192ZM204 121H206V120H204ZM211 121V120H210ZM231 121V120H230ZM21 122V121H20ZM27 122V121H26ZM31 122V121H30ZM55 122V121H54ZM94 122H96V121H94ZM189 122V121H188ZM188 122H186V124L188 125ZM206 122H208V120L206 121ZM213 122V121H212ZM223 122V121H222ZM19 123V122H18ZM37 123V122H36ZM60 123V122H59ZM128 123H129V121H128ZM134 123V122H133ZM163 124H164V122H162ZM166 123V122H165ZM168 123V122H167ZM61 124V123H60ZM77 124H79V123H77ZM125 124V123H124ZM155 124V123H154ZM182 124V123H181ZM185 124V125H186ZM190 124V123H189ZM192 124L193 123H191L190 125L192 126ZM238 124V123H237ZM3 125H5V127H3ZM11 125V124H10ZM17 125V124H16ZM15 125V126H16ZM45 125V124H44ZM43 125V126H44ZM50 125V124H49ZM89 125V124H88ZM164 125H167V124H164ZM185 125H183L182 124V126H185ZM186 125V126H187ZM195 124H193V126H194ZM51 126H53V124L52 125H50V127ZM62 126H63V124H62ZM104 126V125H103ZM107 126V125H106ZM129 126V125H128ZM170 126V125H169ZM190 126V127H191ZM197 126V125H196ZM232 126V125H231ZM60 127V126H59ZM90 127H91V125H90ZM189 127V128H190ZM236 127V126H235ZM53 128H55V127H53ZM60 128H62V127H60ZM143 128H144V126H143ZM169 128V127H168ZM183 128V127H182ZM185 128V127H184ZM232 128V127H231ZM24 129V128H23ZM34 129V128H33ZM42 129H45L46 130V128H42ZM50 129V128H49ZM164 129V128H163ZM186 129V128H185ZM190 129H192V128H190ZM58 130H59V128H58ZM131 130H133V129H131ZM13 131V130H12ZM32 131H34V130H32ZM32 131H29V132H31L32 133ZM44 131V130H43ZM49 131V130H48ZM113 131V130H112ZM163 131V130H162ZM169 131V130H168ZM40 132V131H39ZM56 132V131H55ZM54 132V133H55ZM82 132V131H81ZM149 132V131H148ZM175 132V131H174ZM182 132V131H181ZM184 132H186L185 130H184ZM23 133V132H22ZM24 133H27V132H24ZM47 133V132H46ZM48 133H50V132H48ZM47 133V134H48ZM58 133V132H57ZM63 133V132H62ZM83 133H85V132H83ZM83 133L80 135L81 136V138L85 135H83ZM86 133H88V132H86ZM91 133V132H90ZM150 133V132H149ZM166 133V132H165ZM164 133V134H165ZM239 133V132H238ZM7 134V133H6ZM127 134H129V133H127ZM162 134V133H161ZM161 134H159V135H161ZM163 134V135H164ZM168 134V133H167ZM174 134V133H173ZM5 135V134H4ZM19 135V134H18ZM38 135H39V133H38ZM83 135V136H82ZM155 135V134H154ZM172 135V134H171ZM174 135H176V134H174ZM173 135V136H174ZM185 135V134H184ZM29 136H31L30 134H29ZM44 136V135H43ZM49 136V135H48ZM60 136V135H59ZM78 136H79V134H78ZM126 136V135H125ZM158 136V135H157ZM190 136V135H189ZM22 137V136H21ZM25 137H27V136H25ZM45 137H47V136H45ZM74 137H77V135L76 136H74ZM127 137V136H126ZM164 137H166L165 135H164ZM168 137H170V136H168ZM178 137V136H177ZM15 138V137H14ZM17 138V137H16ZM27 138H29V137H27ZM34 138V137H33ZM32 138V139H33ZM49 138V137H48ZM48 138L47 139H45V140H47L48 141ZM61 138V137H60ZM71 138V137H70ZM99 138V137H98ZM128 138V137H127ZM132 138V137H131ZM146 138H148L147 136H146ZM4 139H6V138H4ZM18 139V138H17ZM40 139V138H39ZM168 139V138H167ZM175 139V138H174ZM10 141H12L11 139H9ZM19 140V139H18ZM17 140V141H18ZM36 140V139H35ZM44 140V139H43ZM44 140V141H45ZM70 140V139H69ZM182 140V139H181ZM9 141V142H10ZM13 141H16V140H14L13 139ZM16 141V142H17ZM20 141V140H19ZM25 141H26V138H25ZM27 141H28V143H29V145H31V146H29V147H32L33 146V143H31L30 144V141L32 142V140H28L27 139ZM34 141V140H33ZM42 140H40V142H41ZM185 141V140H184ZM15 142V143H16ZM37 142V141H36ZM40 142H38V143H40ZM43 142V141H42ZM49 142V141H48ZM145 142V141H144ZM178 142V141H177ZM18 143V142H17ZM37 143V144H38ZM67 143V142H66ZM160 143V142H159ZM171 143V142H170ZM172 143H174V144H176L175 142H172ZM179 143V142H178ZM196 143V142H195ZM12 144V143H11ZM25 144L26 143H24V145H21L22 147L23 146H25ZM49 144V143H48ZM81 144V143H80ZM154 144V143H153ZM157 144H158V142H157ZM173 144V145H174ZM180 144H181V142H180ZM125 145H126V143H125ZM146 145V144H145ZM145 145H143V146H145ZM159 145V144H158ZM6 146H8V145H6ZM19 145H17V148L16 149H18L19 147H18ZM27 146V145H26ZM45 146V145H44ZM43 145H42V147H44ZM137 146V145H136ZM169 146V145H168ZM170 146H172L171 144H170ZM170 146H169V148H170ZM1 147H4L3 146V143L1 142L0 143V149H1ZM46 147V146H45ZM65 147V146H64ZM67 147H69V146H67ZM159 147V146H158ZM14 148V147H13ZM13 148H11V149H13ZM37 148V147H36ZM148 148H149V146H148ZM160 148V147H159ZM174 148V147H173ZM211 148V147H210ZM10 149V148H9ZM29 149V148H28ZM156 149H157V147H156ZM14 150V149H13ZM161 150V149H160ZM193 150V149H192ZM201 150V149H200ZM239 150V149H238ZM2 151H5V150H2ZM12 151V150H11ZM23 151V150H22ZM21 151V152H22ZM33 151H35V150H33ZM157 152H158V150H156ZM167 151V150H166ZM204 151V150H203ZM8 152H10V151H8ZM13 152V151H12ZM12 152H10V154L12 153ZM16 152V151H15ZM21 152H20V154H21ZM81 152H82V150H81ZM18 153V152H17ZM63 153H66V152H63ZM106 153V152H105ZM148 153V152H147ZM167 153V152H166ZM172 153V152H171ZM170 153V154H171ZM175 153V151L173 152V154ZM207 153V152H206ZM16 154V153H15ZM19 154V153H18ZM23 154V153H22ZM115 154V153H114ZM149 154V153H148ZM162 153L160 152V155H161ZM201 154H202V152H201ZM201 154H199V157L200 156H202ZM0 155H2V153H0ZM9 155V154H8ZM25 155H26V153H25ZM122 155V154H121ZM123 155H125V154H123ZM122 155V156H123ZM169 155V154H168ZM183 155V154H182ZM181 155V156H182ZM195 155H197V154H195ZM193 156V157H195L196 158V156ZM20 156V155H19ZM24 156V155H23ZM26 156H28V155H26ZM26 156L24 157L25 159H27L26 158ZM114 156V155H113ZM162 156V155H161ZM185 156V155H184ZM236 156V155H235ZM125 157H127V158H129L128 157V154L126 153V156ZM124 157V158H125ZM140 157H141V155H140ZM153 157V156H152ZM171 157V156H170ZM0 158H1V156H0ZM64 158V157H63ZM71 158H72V156H71ZM116 158H118V157H116ZM166 158V157H165ZM22 159H23V157H22ZM29 159V158H28ZM114 159V158H113ZM112 159V160H113ZM133 159V158H132ZM141 159V158H140ZM167 159V158H166ZM214 159V158H213ZM231 159V158H230ZM3 160V159H2ZM4 160L6 161V159L4 158ZM3 160V161H4ZM9 160V159H8ZM58 160V159H57ZM76 160V159H75ZM120 160V159H119ZM122 160H124V159H122ZM154 160V159H153ZM156 160V159H155ZM169 160V159H168ZM193 160H196V162H197V159H193ZM201 160V159H200ZM140 161V160H139ZM149 161V160H148ZM176 161V160H175ZM235 161V160H234ZM237 161V160H236ZM91 162V161H90ZM106 162V161H105ZM135 162V161H134ZM152 162V161H151ZM150 162V163H151ZM194 162V161H193ZM215 162H217V161H215ZM2 163H6V162H2ZM179 163V162H178ZM200 163V162H199ZM201 163H203V162H201ZM205 163V162H204ZM227 163V162H226ZM247 163H248V161H247ZM44 164V163H43ZM68 164V163H67ZM83 164V163H82ZM85 164V163H84ZM115 164V163H114ZM135 164V163H134ZM161 164V163H160ZM177 164V163H176ZM194 164V163H193ZM79 165V164H78ZM119 165V164H118ZM185 165V164H184ZM195 165V164H194ZM194 165H192V167L194 166ZM198 165V164H197ZM197 165H196V167H197ZM252 165V164H251ZM67 166V165H66ZM128 166V165H127ZM209 166V165H208ZM247 166V165H246ZM246 166H244V168L245 169H249V167H246ZM76 167V166H75ZM83 167V166H82ZM89 167V166H88ZM143 167H145V166H143L142 165V167H140V168H142V170H143ZM191 167V166H190ZM1 168V167H0ZM119 168H121V167H119ZM135 168V167H134ZM163 168V167H162ZM169 168V167H168ZM171 168V167H170ZM244 168H243V165H242V168L240 169H238L237 168V170H241L240 172H238L239 174L242 172V169H243V171L246 173L247 171H249L248 169H247V171L246 170H244ZM255 167H252V169H254ZM258 168H260V167H258ZM262 168V170H260V169H258V171H254L253 172V170L251 171H249V173H251V174H245L244 172H242V178H239V180L237 181V182H234L235 180H233V179H230V180H227V183L224 185V182H223V185H218V189L215 191V192H213L212 194H210L209 193V195L207 196V195H204V196H199L198 198H197V196L195 195L194 197H192L191 196V198H189V201L190 200H192L191 202H195V204L196 203H198V204H200V206L199 207H197V206H195V207H197L196 209L195 208H193V209H190V208H186L187 209V215H185V214H183V212H181V211H178L177 213H174L173 211V213H167V212H164V211H161L162 210V208H161V210H160V208H158V206H156L155 205V203H154V200L153 199H155V198H157L155 195H159V194H161V195H166V193L164 192V189L166 188L164 185L160 188L156 183V185H154V186H156V188L154 189V190H156L154 193H155V195H154V198H153V196H148L147 194L145 195V193H143V195H145L147 198H149L148 200L147 199H143V197H141L143 200H146L145 202H146V205L148 206V208L150 209V211H147L148 213L146 214V215H143V216H140L139 218L138 217H134V218H138V220H134V222H132V221H130V224H128V225H130V227H127L128 229H129V231H125L124 229H122V228H120V227H118V228H116V230L115 231H117V233L119 234L118 235V237H120L122 234H130L131 235V238L132 239H130L129 238V240H131L132 241V243H131V241H129V245H128V247L126 248V249H124L123 250V252L120 254L119 253V250H118V253H117V251H115V254H113L112 255V257L113 258H111V259H114L113 261L115 262V264H233L235 261H233L234 259H233V252L235 251L236 253H238L239 255H240V257H239V260H238V263L239 264H247L246 262L247 261H252V262H254L255 264H264V216H259L257 219H255V220H253V216H251V213L249 212L250 210H248V209H250L249 208V205L250 206H252V203L251 204H249L250 203V200H249V198H248V196H254L255 198H257V199H261L262 201H264L263 199H264V167L262 166L261 167ZM4 169V168H3ZM60 169V168H59ZM62 169V168H61ZM135 169H137V167L135 168ZM146 169H148V168H146L145 167V170ZM161 169V168H160ZM166 169V168H165ZM204 169V172H206L205 170H207V167H204L203 168ZM209 169V168H208ZM219 169V168H218ZM75 170V169H74ZM92 170V169H91ZM141 169L139 170L138 169V173H140L141 171H142ZM153 170V169H152ZM154 170H155V168H154ZM159 170V168H157V171ZM164 170V169H163ZM163 170H162V173H163ZM176 170V169H175ZM180 170V169H179ZM196 170V169H195ZM217 170V169H216ZM220 170V169H219ZM61 171V170H60ZM84 171V170H83ZM140 171V172H139ZM147 171H149V169L147 170ZM151 171V170H150ZM156 171V172H157ZM167 171V170H166ZM196 171H198V170H196ZM195 171V172H196ZM213 172L212 173H215V176L217 175V171H214V169L212 170ZM224 171V170H223ZM88 172V171H87ZM156 172H155V174H156ZM179 172V171H178ZM181 172V171H180ZM106 173V172H105ZM124 173V172H123ZM143 173H145V172H143ZM191 173V172H190ZM222 173V172H221ZM244 173V174H243ZM157 174H158V172H157ZM186 174V173H185ZM194 174V173H193ZM196 174V173H195ZM63 175V174H62ZM160 175H162V174H160ZM160 175H159V177L158 178H162L163 179V177H164V175L162 176V177H160ZM174 175V178L176 179H173V180H175V181H181V182H179V183H182V182H186L185 183V185L187 184V180H185V179H187V177L186 178H184L183 180H182V178L184 177L183 176V174H172V176ZM187 175H188V173H187ZM202 175V174H201ZM204 175V174H203ZM66 176V175H65ZM81 176V175H80ZM127 176V175H126ZM133 176V175H132ZM147 176V175H146ZM145 176V177H146ZM178 176H180V178L178 177ZM189 176H190V174H189ZM220 177H221V175H219ZM59 177V176H58ZM149 177H150V175H149ZM152 177H154V176H151L150 177V179L152 178ZM196 177V176H195ZM201 177V176H200ZM207 177V176H206ZM217 177V176H216ZM233 177V176H232ZM60 178V177H59ZM125 178V177H124ZM123 178V179H124ZM147 178V177H146ZM190 178V177H189ZM188 178V179H189ZM194 178V177H193ZM219 178V177H218ZM225 178V177H224ZM65 179V178H64ZM137 178H135L134 180H136ZM149 179V180H150ZM167 179V178H166ZM215 179V178H214ZM148 180V179H147ZM154 180H156V179H154ZM164 180V179H163ZM172 180V181H173ZM198 180H201V178L200 179H198ZM204 180H206V179H204ZM220 180L221 179H219L218 181L220 182ZM223 180V179H222ZM27 181V180H26ZM35 181V180H34ZM106 181V180H105ZM110 181V180H109ZM167 181V180H166ZM192 181V180H191ZM214 181V180H213ZM213 181H211V182H213ZM99 182V181H98ZM157 182H159V180H157ZM208 182V181H207ZM6 183V182H5ZM121 183V182H120ZM134 183V182H133ZM136 183V182H135ZM135 183H134V185H135ZM152 183H153V181H152ZM171 183V182H170ZM179 183H176L175 185L177 186V184H179ZM192 183V182H191ZM195 183V182H194ZM203 183V182H202ZM222 183V182H221ZM8 184V183H7ZM6 184V185H7ZM15 184V183H14ZM17 184V183H16ZM136 184H139V180H138V183H136ZM170 185L169 184V181H167L166 182V186H168V185ZM183 184V183H182ZM207 184V183H206ZM208 184H209V182H208ZM216 184H218V183H216ZM28 185V184H27ZM175 185H173V183L169 186V189H170V191H174V189H175ZM195 185V184H194ZM213 185V184H212ZM14 186V185H13ZM21 186V185H20ZM19 186V187H20ZM97 186V185H96ZM137 186V185H136ZM142 186H144V185H142ZM158 186V187H157ZM184 186V185H183ZM200 186V185H199ZM205 186H207V185H205ZM217 186V185H216ZM1 187V186H0ZM22 187V186H21ZM20 187V188H21ZM121 187V186H120ZM145 187V186H144ZM143 187V188H144ZM164 187V188H163ZM182 187V186H181ZM192 187H193V185H192ZM195 187V186H194ZM97 188V187H96ZM118 188V187H117ZM126 187H121L120 189H123V191H124V189H125ZM135 188V187H134ZM215 188V187H214ZM15 189V188H14ZM17 189V188H16ZM29 189V188H28ZM131 189V188H130ZM20 190V189H19ZM36 190V189H35ZM136 189H134V191H135ZM2 191V190H1ZM23 191V190H22ZM29 191V190H28ZM122 191V192H123ZM126 191V190H125ZM168 191V189L166 190V192ZM202 191V190H201ZM208 191H209V189H208ZM14 192V191H13ZM41 192V191H40ZM47 192H48V190H47ZM114 192V191H113ZM130 192V190L128 191V193ZM144 192V191H143ZM169 192V191H168ZM178 191H176V193H177ZM10 193V192H9ZM14 193H17V191L16 192H14ZM115 193V192H114ZM116 193H120V191L119 190H117V192ZM135 193H137V192H135ZM148 193V192H147ZM163 193H165V194H163ZM192 193V192H191ZM203 193H205V192H203ZM12 194V193H11ZM20 194V193H19ZM103 194V193H102ZM142 194V193H141ZM174 194V193H173ZM201 193H199V195H200ZM9 195V194H8ZM114 195V194H113ZM117 195V194H116ZM120 195V194H119ZM118 195V196H119ZM140 195V194H139ZM142 195V196H143ZM151 195V194H150ZM197 195H198V193H197ZM122 196H123V194H122ZM127 196V195H126ZM141 196V195H140ZM7 197V196H6ZM106 197H108V196H106ZM128 197V196H127ZM134 197V196H133ZM137 197H139V196H137ZM159 197H161V196H159ZM181 197V196H180ZM254 197H253V199L250 197V199L251 200H255L254 199ZM18 198H19V196H18ZM111 197H109V199H110ZM114 198V197H113ZM117 197L115 196V199H116ZM121 198V197H120ZM129 198V197H128ZM127 198V199H128ZM140 197H139V199H141ZM152 200H151V199ZM174 198H177V197H174ZM126 199V200H127ZM137 198L135 197V200H136ZM162 199H163V197H162ZM256 199V200H257ZM3 200V199H2ZM76 200V199H75ZM97 200V199H96ZM150 200V201H149ZM256 200H255V202H256ZM72 201V200H71ZM112 201V200H111ZM137 201V200H136ZM136 201H135V203H136ZM161 201V200H160ZM160 201H158L159 203H160ZM258 201V200H257ZM80 202V201H79ZM97 202L99 203V200H97ZM101 202H103V199H101ZM100 202V203H101ZM138 202V201H137ZM147 202H149V203H147ZM106 203H107V200H106ZM114 203H115V201H114ZM122 203V202H121ZM1 204V203H0ZM2 204H3V202H2ZM26 204V203H25ZM50 204H52V203H50ZM91 204V203H90ZM144 204V203H143ZM157 204V203H156ZM182 204V203H181ZM261 204V203H260ZM17 205V204H16ZM22 205H23V203H22ZM98 205V204H97ZM108 205H110V204H108ZM119 205H120V207H121V209L122 208H124L123 207V204H122V206H121V204L119 203ZM126 205V204H125ZM130 205H132V204H129L128 206H130ZM158 205V204H157ZM253 205L255 206V204H254V202H253ZM256 205H259L258 203L256 204ZM262 205H264V203L263 204H261L260 206H262ZM3 206V205H2ZM15 206V205H14ZM161 206V205H160ZM181 206V205H180ZM1 207V206H0ZM10 207V206H9ZM18 207V206H17ZM111 207V206H110ZM115 207V206H114ZM140 207H142V205L140 206ZM140 207H138V208H140ZM146 207V206H145ZM145 207H143V209L145 208ZM181 207H183V205L181 206ZM98 208V207H97ZM138 208L136 209V210H138ZM252 208V207H251ZM254 208V207H253ZM257 208V207H256ZM259 208H261V207H259ZM262 208H264V206L262 207ZM15 210H16V207L14 208ZM21 209H22V207H21ZM32 209V208H31ZM127 209V207H125L123 210H126ZM130 211H131V206H130ZM129 209H127L128 211H129ZM102 210V209H101ZM106 210V209H105ZM108 210V209H107ZM110 210V209H109ZM120 210V209H119ZM126 210V211H127ZM134 210V209H133ZM139 210H141V209H139ZM179 210H182V209H179ZM261 210V209H260ZM260 210H258V211H260ZM43 211V210H42ZM45 211V210H44ZM99 211V210H98ZM104 210H102V212H103ZM142 211V210H141ZM257 211V210H256ZM6 212V211H5ZM47 212V211H46ZM45 212V213H46ZM105 212H107V211H105ZM119 212V211H118ZM135 212V211H134ZM137 212V211H136ZM261 212V211H260ZM12 213V212H11ZM19 213V212H18ZM112 213V212H111ZM131 213H133V212H131ZM138 213V212H137ZM140 213V214H139ZM139 215H141V212L139 211ZM263 213V211L261 212V214ZM61 214V213H60ZM109 214H110V212H109ZM134 214V213H133ZM253 214H255L254 212H253ZM258 214V213H257ZM264 214V213H263ZM1 215V214H0ZM96 215V214H95ZM94 215V216H95ZM42 216V215H41ZM52 216V215H51ZM136 216H138V215H136ZM185 216V217H184ZM40 217V216H39ZM83 217H85V216H83ZM97 217V216H96ZM9 218V217H8ZM42 218V217H41ZM48 218V217H47ZM49 218H50V216H49ZM67 218V217H66ZM75 218V217H74ZM98 218V217H97ZM115 218V217H114ZM122 218V217H121ZM133 218V219H134ZM40 219V218H39ZM54 219V218H53ZM59 219H61V218H59ZM63 219V218H62ZM88 219V218H87ZM91 219H94V218H91ZM129 219H131V218H129ZM67 220V219H66ZM99 220V219H98ZM2 221V220H1ZM59 221V220H58ZM96 221H97V219H96ZM71 222V221H70ZM97 222H99V221H97ZM96 222V223H97ZM106 222V221H105ZM129 222V221H128ZM128 222H126V224L128 223ZM132 222V223H131ZM252 222H255V223H253L252 224ZM85 223V222H84ZM101 223H102V221H101ZM101 223H100V225H101ZM103 223H104V221H103ZM7 224V223H6ZM77 224V223H76ZM99 223H97V225H98ZM107 223H105L104 225H103V227H105V226H108V225H106ZM109 224L111 225V222L109 221ZM10 224H8L7 226H8V228H10L11 226H9ZM116 225V224H115ZM254 225H255V227H254ZM79 226V225H78ZM84 226V225H83ZM112 226H114V224L112 225ZM111 226V227H112ZM88 227V226H87ZM101 227H102V225H101ZM102 227V229L104 230V228ZM110 227V228H111ZM7 227H6V229H8ZM15 228V227H14ZM96 228V227H95ZM107 228V227H106ZM114 228V227H113ZM127 228H126V230H127ZM130 228H131V231H130ZM16 229V232L18 233H20V231L21 230H18L17 231V228H15ZM14 229V230H15ZM22 229V228H21ZM52 229V228H51ZM94 229V228H93ZM101 229V230H102ZM31 230V229H30ZM71 230V229H70ZM69 230V231H70ZM88 230H90V228L88 229ZM95 230V232H96V234H98L97 233V231L96 230H99L98 228L97 229H94ZM102 230V231H103ZM111 230V229H110ZM109 230V231H110ZM113 230V229H112ZM11 231V230H10ZM10 231H9V233H10ZM12 231H13V229H12ZM48 231V230H47ZM59 231V230H58ZM91 231V230H90ZM114 231V232H115ZM21 232H23V230L21 231ZM30 232V231H29ZM32 232V231H31ZM71 232V231H70ZM104 232H106V230H104ZM113 232V231H112ZM6 233V232H5ZM13 233H14V231H13ZM27 233V232H26ZM47 233V232H46ZM116 233V234H117ZM135 233H136V235H135ZM7 234V233H6ZM11 234V233H10ZM33 234V233H32ZM59 234V233H58ZM90 234V233H89ZM93 234V233H92ZM96 234H94V235H96ZM101 233H99V235H100ZM108 234H110V233H108ZM113 234V233H112ZM112 234H110V236H108V238L111 240V241H113L114 242V240H112V238H114V237H112V238H110L111 237V235ZM115 234V235H116ZM2 235V234H1ZM20 235L22 236V234L20 233ZM47 235V234H46ZM93 235V236H94ZM114 235V234H113ZM134 235V236H133ZM7 236V235H6ZM10 236H12V235H10ZM48 236V235H47ZM87 236V235H86ZM97 237H98V235H96ZM9 237V236H8ZM13 237V236H12ZM20 237V236H19ZM50 237V236H49ZM87 237H89V236H87ZM105 237H106V234H105ZM118 237H116V240H120L121 241V239L123 238L122 236L120 237V238H118ZM128 237V236H127ZM130 237V236H129ZM35 238V237H34ZM99 238H101V236H99ZM17 239V238H16ZM21 239H22V237H21ZM60 239V238H59ZM88 240H89V238H87ZM92 240H93V238H91ZM94 239H96V238H94ZM102 239V238H101ZM101 239H100V241H101ZM107 239V238H106ZM115 239V238H114ZM12 240V239H11ZM29 240H31V239H29ZM79 240V239H78ZM103 240V239H102ZM105 240V239H104ZM109 240V241H110ZM125 240V239H124ZM16 241V240H15ZM15 241H13V243L15 242ZM25 241V240H24ZM36 241V240H35ZM87 241V240H86ZM99 241V242H100ZM110 241V242H111ZM123 241V240H122ZM122 241L121 242H119L118 241V246H119V243H122ZM4 242V241H3ZM83 242V241H82ZM95 242V241H94ZM101 242H103V241H101ZM117 242V241H116ZM125 242V241H124ZM2 243V242H1ZM7 243V242H6ZM27 243H28V241H27ZM92 243V242H91ZM90 243V244H91ZM98 243V242H97ZM104 243V242H103ZM102 243V244H103ZM115 243V242H114ZM127 243V242H126ZM131 243V244H130ZM11 244V243H10ZM9 244V245H10ZM94 244H96V242L94 243ZM100 244V243H99ZM98 244V245H99ZM106 244V243H105ZM108 244V243H107ZM106 244V245H107ZM0 245H3V244H0ZM6 245V244H5ZM48 245V244H47ZM84 245H85V242H84ZM87 246L89 245V243H87L86 244ZM85 245V246H86ZM97 245V244H96ZM105 245V246H106ZM17 246V245H16ZM15 246V247H16ZM76 246V245H75ZM86 246V247H87ZM90 246V245H89ZM102 245H100V247H101ZM105 246L103 247L104 249H106L105 248ZM108 246V245H107ZM127 246V245H126ZM125 246V247H126ZM2 247V246H1ZM8 247V246H7ZM35 247V246H34ZM77 247V246H76ZM92 247V246H91ZM91 247L90 248H88V249H91ZM96 247V246H95ZM95 247L94 248H92V249H95ZM121 246H119L117 249H119ZM124 247V246H123ZM232 247L234 248V250L232 249ZM11 248V247H10ZM81 248V247H80ZM97 248V247H96ZM108 248V247H107ZM1 249H3V248H1ZM21 249V248H20ZM77 249L78 250H80L79 249V245H78V247H77ZM87 249V250H88ZM102 249V248H101ZM100 249V250H101ZM116 249V250H117ZM32 250H34V249H32ZM97 250V249H96ZM99 250V249H98ZM98 250H97V252H98ZM108 250V249H107ZM112 250V249H111ZM121 250H122V248H121ZM91 251V253L93 254V253H97L95 250H90ZM29 252V251H28ZM59 252V251H58ZM87 252V251H86ZM88 252H89V250H88ZM27 253V252H26ZM100 253L102 254V252L100 251ZM117 253V254H116ZM75 254V253H74ZM73 254V255H74ZM88 254H90V253H88ZM235 254V253H234ZM25 255V254H24ZM87 255V254H86ZM91 255V254H90ZM104 255V254H103ZM103 255H101V256H103ZM31 256V255H30ZM43 256V255H42ZM42 256H40V257H42ZM92 257H95L94 255H91ZM99 256H100V254H99ZM107 256H109V254L107 253V255H106V257ZM111 256V255H110ZM109 256V257H110ZM29 257V256H28ZM34 257V256H33ZM32 257V258H33ZM37 257H38V255H37ZM45 258H46V256H44ZM74 257V256H73ZM105 257V258H106ZM78 258V257H77ZM89 258H91V257H89ZM97 259H98V257H96ZM104 258V257H103ZM102 258V259H103ZM104 258V259H105ZM19 259H20V257H19ZM99 259H101V258H99ZM98 259V260H99ZM110 259V260H111ZM92 260H94V258L92 259ZM97 260V261H98ZM106 260V259H105ZM105 260H103V261H105ZM38 261V260H37ZM72 261H74V259L72 260ZM103 261H101V262H103ZM112 261V262H113ZM90 262V261H89ZM19 262H17V264H18ZM91 264L93 263V262H90ZM95 263V262H94ZM93 263V264H94ZM98 263H99V261H98ZM98 263H95V264H98ZM15 264V263H14ZM28 264V263H27ZM102 264V263H101ZM104 264H106V263H104ZM112 264V263H111Z\"/></svg>",
	"mask_w": 264,
	"mask_h": 264
}]
</instances>
